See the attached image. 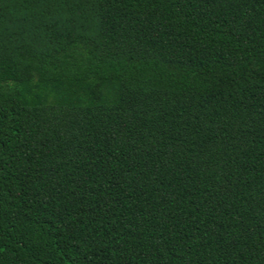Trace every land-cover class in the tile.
I'll return each instance as SVG.
<instances>
[{"label":"trees","instance_id":"obj_1","mask_svg":"<svg viewBox=\"0 0 264 264\" xmlns=\"http://www.w3.org/2000/svg\"><path fill=\"white\" fill-rule=\"evenodd\" d=\"M0 264H264V0H0Z\"/></svg>","mask_w":264,"mask_h":264}]
</instances>
